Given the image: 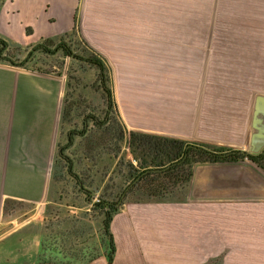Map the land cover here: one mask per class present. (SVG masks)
<instances>
[{"label": "crops", "instance_id": "crops-1", "mask_svg": "<svg viewBox=\"0 0 264 264\" xmlns=\"http://www.w3.org/2000/svg\"><path fill=\"white\" fill-rule=\"evenodd\" d=\"M75 21L111 68L127 131L244 151L254 97L264 95V0H5L0 40L30 47ZM63 96L58 76L0 64V264H107L100 241L87 263L83 252L42 250L52 164L69 130ZM5 204L36 213L6 219ZM110 232L112 264H264V201L134 199Z\"/></svg>", "mask_w": 264, "mask_h": 264}, {"label": "trees", "instance_id": "trees-1", "mask_svg": "<svg viewBox=\"0 0 264 264\" xmlns=\"http://www.w3.org/2000/svg\"><path fill=\"white\" fill-rule=\"evenodd\" d=\"M4 1L0 0V4ZM75 31L76 21L71 33L43 39L28 48L0 40V64L39 74H54L61 77L62 74L59 72L55 73L36 67V61L40 57L61 58L62 60L67 59L70 64L85 66L96 73L90 88L93 90L92 93L99 96L102 104L99 103L96 108H91L92 111H88L94 101L87 100L83 96L84 92H78L75 87H71L70 80L73 77L69 69L66 71L67 79L64 84L62 99L61 125L62 127L75 125L67 131L65 144L57 147V156L52 164L51 178L58 183L69 180L73 184V188L83 196L85 204L91 205L92 211L101 213L100 252L106 254L107 264H112L115 246L110 232V223L122 202L118 206L120 201H109L103 197H99L97 202H94L93 193L87 190V179L77 173V163L67 155V152L75 147L76 142H79V150L87 160L88 156L95 151L107 149L108 142L112 137L117 142H126L128 152L136 163V166H134L129 162L131 186L128 196L135 197L138 202L165 203L177 201L173 199L176 193H179V196L185 200L194 165L215 162H241L245 159V156L240 151H232L224 147L202 143L191 144L179 139L127 131L122 123L120 125L126 135L120 129H116L115 132H112L109 128L108 130L105 129L110 123L111 116H117L120 121L112 89L111 70L102 57L87 45L88 51L86 52L77 53L73 49L67 42V37ZM26 32L29 34L30 31L27 30ZM85 100L90 102L88 108L85 107ZM76 124H79V126H76ZM248 159L264 172V151L257 156H249ZM89 185L91 186L90 183ZM125 199H127V196ZM7 208L8 206L5 204L4 214ZM47 247L49 245L44 239L42 250L45 251ZM89 248L70 249L67 252L74 255L83 252L86 257L89 256L87 263L100 254L99 250Z\"/></svg>", "mask_w": 264, "mask_h": 264}, {"label": "rangeland", "instance_id": "rangeland-1", "mask_svg": "<svg viewBox=\"0 0 264 264\" xmlns=\"http://www.w3.org/2000/svg\"><path fill=\"white\" fill-rule=\"evenodd\" d=\"M67 42L77 53L88 51L84 38L77 30L67 37ZM28 47L29 46L24 48ZM102 59L110 68L107 60L103 57ZM36 62V67L38 68L62 74V76L59 77L62 86L65 84L67 79L66 71L69 69L73 77V79L70 80L71 87H75V90L78 92H84L83 96L87 100L95 102H92L90 106L89 101H84V103H86V108L90 106L88 109L89 111H92V107L96 108L99 103L102 104L99 96L92 93L93 90L90 88L96 75L93 70L79 64H70L67 59L62 60L61 58L40 57ZM121 123V120L119 121L118 117L113 115L110 117V123L105 129L108 130L109 128L112 132H115L116 129L123 131L120 125ZM73 125L75 124H71V126L66 125L67 130L72 129ZM76 126H79V124H76ZM123 133L125 134V131H123ZM78 144L79 142L75 143V147L68 155L77 163V173L87 179V190L93 193L94 202H97L99 197H103L109 201L122 200V202H130L135 199V197L132 198L130 195L128 196V191L130 190L128 188L131 186L129 162L134 166H136V163L128 152L126 142H117L115 138L112 137L108 142L107 149L95 151L88 156V160L82 155ZM54 188L57 191L53 199L55 205L54 207L49 206V208H45L44 210V215L47 216V221L44 223L47 230L45 235L47 245H49L50 248L60 249L64 252L70 249L80 250L87 247H90L89 249L98 250L96 248L98 244L96 246L95 242L98 241L99 243L101 239L99 235L97 236V228L102 219L101 213L92 210L88 212L85 211L84 205L86 204L83 196L73 188V184L69 180L55 184L53 186V189ZM126 196L127 199H125ZM173 199L179 201L182 200V197L179 196V193H176ZM68 205L77 206L83 210L76 213L69 212L66 209ZM24 213L25 216H22ZM34 213H36V210L30 205L11 204L8 206L4 216L6 219L18 217L16 220L20 222L24 217H28Z\"/></svg>", "mask_w": 264, "mask_h": 264}, {"label": "water", "instance_id": "water-1", "mask_svg": "<svg viewBox=\"0 0 264 264\" xmlns=\"http://www.w3.org/2000/svg\"><path fill=\"white\" fill-rule=\"evenodd\" d=\"M263 151L264 95H257L252 103L247 143L245 150L241 152L245 159L241 162L194 165L187 200L189 202L264 201V172L248 159L249 156H257ZM121 202L122 200L118 206Z\"/></svg>", "mask_w": 264, "mask_h": 264}, {"label": "flooded vegetation", "instance_id": "flooded-vegetation-1", "mask_svg": "<svg viewBox=\"0 0 264 264\" xmlns=\"http://www.w3.org/2000/svg\"><path fill=\"white\" fill-rule=\"evenodd\" d=\"M128 189H130V187H129ZM128 189H127V190H128Z\"/></svg>", "mask_w": 264, "mask_h": 264}]
</instances>
